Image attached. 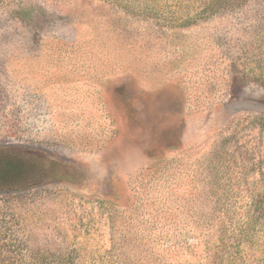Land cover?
I'll use <instances>...</instances> for the list:
<instances>
[{"label": "rangeland", "instance_id": "obj_1", "mask_svg": "<svg viewBox=\"0 0 264 264\" xmlns=\"http://www.w3.org/2000/svg\"><path fill=\"white\" fill-rule=\"evenodd\" d=\"M183 1L187 26L0 0V264H117L264 208V0Z\"/></svg>", "mask_w": 264, "mask_h": 264}, {"label": "trees", "instance_id": "obj_2", "mask_svg": "<svg viewBox=\"0 0 264 264\" xmlns=\"http://www.w3.org/2000/svg\"><path fill=\"white\" fill-rule=\"evenodd\" d=\"M114 1H120L128 10L138 9L153 16H164L169 11L174 22L181 14L180 26L192 24L195 15L204 10L183 0L173 8L163 5L162 0ZM256 203L238 214L228 213L221 221L195 223L186 229L175 227L173 234L167 232L163 239L148 236L141 241V254L118 255L117 264H264V208ZM247 246L260 252L256 261L248 258Z\"/></svg>", "mask_w": 264, "mask_h": 264}]
</instances>
